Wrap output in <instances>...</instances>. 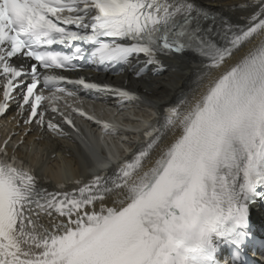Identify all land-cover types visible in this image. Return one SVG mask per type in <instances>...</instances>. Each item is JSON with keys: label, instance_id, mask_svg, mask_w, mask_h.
Returning a JSON list of instances; mask_svg holds the SVG:
<instances>
[{"label": "snow or ice", "instance_id": "snow-or-ice-1", "mask_svg": "<svg viewBox=\"0 0 264 264\" xmlns=\"http://www.w3.org/2000/svg\"><path fill=\"white\" fill-rule=\"evenodd\" d=\"M229 11L239 12L235 20L195 0H0V117L14 103L23 137L66 136L61 124L75 130L57 106L78 96L67 85L110 96L121 109L141 100L64 72L130 66L139 79L175 56L190 57L200 72L197 88L129 143V156L73 180L71 190L44 187L16 154L25 140L9 155L18 133L6 138L0 264H248L251 217L264 214V0ZM94 159L107 169L102 156Z\"/></svg>", "mask_w": 264, "mask_h": 264}, {"label": "bare ground", "instance_id": "bare-ground-1", "mask_svg": "<svg viewBox=\"0 0 264 264\" xmlns=\"http://www.w3.org/2000/svg\"><path fill=\"white\" fill-rule=\"evenodd\" d=\"M202 5L214 9V11L231 17L233 20L239 15V12L229 11V7L239 3L240 0H196ZM187 63V61H186ZM184 61L170 60L165 64L170 70L162 76L146 75L141 78H134L133 71H129V67L125 68L121 77L117 78V82L122 84L124 77H129V87L140 90L149 100L157 105L165 104L167 101H176L189 96L196 88V79L200 72L187 65ZM144 112V111H142ZM43 159L36 163L38 171H44L45 168L51 171L53 178L63 177L68 181L72 177H87L88 173L93 169L90 165L92 159L83 158L79 147L65 139L49 136L43 142ZM99 146L98 142L89 141L87 150L94 149ZM42 149V151H43ZM57 154L54 160L51 156ZM48 160L53 161L52 165H46ZM262 222V216L259 219Z\"/></svg>", "mask_w": 264, "mask_h": 264}]
</instances>
